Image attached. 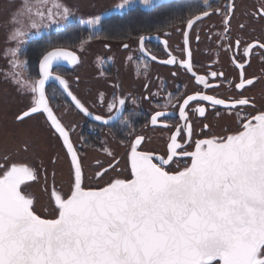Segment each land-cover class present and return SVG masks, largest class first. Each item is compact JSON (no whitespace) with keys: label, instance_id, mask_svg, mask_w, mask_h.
I'll list each match as a JSON object with an SVG mask.
<instances>
[{"label":"snow or ice","instance_id":"6c2138e0","mask_svg":"<svg viewBox=\"0 0 264 264\" xmlns=\"http://www.w3.org/2000/svg\"><path fill=\"white\" fill-rule=\"evenodd\" d=\"M134 3L135 0H120L115 8L124 10ZM140 3L150 9L161 6L155 0H140ZM204 3L210 7L208 0ZM22 7L27 13L26 28L14 27L9 36L18 44L8 53L13 69L27 64L19 59V44L32 30L39 32L66 23L74 15L59 0H22ZM215 11L222 12L220 8ZM233 14L234 4L230 0L222 13L225 33ZM209 15L210 11L203 10L189 18L187 28L191 29L196 21ZM252 15L264 19V4ZM101 22L99 15L81 20L91 27ZM10 23L18 24L15 14L10 15ZM183 35L184 51L189 59L179 61L180 66L192 74L198 85L205 89L212 87L205 76L193 71L188 32ZM218 35L226 38L224 34ZM145 40V36L139 37L142 53ZM240 45L241 41L237 40L236 47ZM256 47L264 49V43L248 44L243 55L248 57ZM151 59L157 57L153 55ZM61 61L77 63L78 58L71 51L55 48L40 59L39 79L26 80L20 72H13L12 82L19 85V91L33 94L30 107L17 116V120L44 113L51 128L62 139L70 157L71 193L63 198L54 190L55 218H41L34 210L33 198L21 189L22 185L37 180L36 169L27 163H11L6 167L9 158L3 157L5 163H0L3 170L0 174V264H264V111L243 116L240 130L232 134L195 140L193 151L178 153L182 145L177 138L182 132L187 142L193 143V128L186 111L190 102L207 101L213 108L222 106L229 114L238 106L241 109L249 105L255 107L247 97L226 101L201 92L189 95L179 105V119L184 123L170 137L167 158L137 151L144 137L136 136L129 156L131 178H114L102 187L85 189L81 160L69 131L49 106L46 82L57 81L84 116L103 125H109L115 117L93 115L69 90L62 76H53L52 69ZM162 63L171 65L177 60L171 57ZM235 66L240 69L235 88L243 90L253 85L256 78H246L245 63ZM223 75L216 71L210 73L213 79ZM100 98L103 101V94ZM171 100L169 94L163 107L167 108ZM124 105L125 100L118 99L108 105V111L122 112ZM193 111L205 117L204 107ZM169 115L167 111H156L150 123L156 126L161 118ZM123 123L132 126L127 117ZM162 126L168 127V124L165 122ZM203 127L207 129L209 125ZM104 151L113 155L107 148ZM177 156L190 157V164L179 171L166 170ZM97 164L102 169L95 174L98 180L104 178L109 168L114 169L112 164L108 168L99 161Z\"/></svg>","mask_w":264,"mask_h":264},{"label":"flooded vegetation","instance_id":"af4514ba","mask_svg":"<svg viewBox=\"0 0 264 264\" xmlns=\"http://www.w3.org/2000/svg\"><path fill=\"white\" fill-rule=\"evenodd\" d=\"M229 2L230 0H208L210 7H207L204 0H174L170 4L174 12L161 14L169 19L158 22L157 26L151 21L153 14L148 13L150 9L138 5L133 9H139L141 12L137 11L131 15L132 28L125 37L113 38L104 34L100 36L98 33L102 28L99 25V29L92 32V36L83 40V44L81 41L75 46H51L40 56L38 62L37 56L30 54L29 46L36 45L37 39L40 38L31 37L22 42L23 52L18 56L21 61H27L21 71L24 79H39V61L47 51L55 48L68 49L77 54L78 62L66 61V67L56 66L52 73L54 76H62L67 81L69 90L89 112L105 118L109 115L114 116L117 112L109 113L108 105L118 99L125 100L119 118L114 123L103 125L92 117L84 116L75 108L71 98L57 85L49 84L45 88L50 107L69 131L70 140L78 152L85 177L83 182L85 189L102 187L114 178H131L129 156L131 144L136 136L144 137L137 151L167 158L170 137L176 128L184 123L179 119V105L189 95L201 92L226 101L247 97L252 100L255 107L249 105L241 109L238 106L236 111L229 114L222 106L213 108L207 101L190 102L186 111L193 128V143L189 144L182 132L177 138L178 143L182 145L177 149L178 153L193 151L195 140L232 134L240 129L243 116L264 111V49L256 47L248 57L243 55V49L248 44L257 41L264 43V19L252 15L260 10L264 0H231L234 4V14L230 19L228 32L225 33L222 13ZM217 8L222 12L217 13L215 11ZM203 10L210 11V15L204 17L202 21H196L193 27L188 29L187 20ZM241 25L244 27L241 28ZM185 31L188 32V48L192 53L190 60L193 71L197 75L205 76L212 87L205 89L203 85H198L192 74L179 64V61L189 59L184 51ZM218 34H224L226 38L222 39ZM141 35L146 37L144 53L140 51ZM49 40L50 38H46V41ZM237 40L241 41L238 48ZM10 41L8 36L4 35L0 47V83L6 87L4 97L8 101L9 109L12 110L13 123L16 126L24 124V135L34 134L35 138H30L32 140L29 144L38 150L42 146L40 141L36 143L38 134L41 139V134L37 130L38 122L41 125L39 128L46 134L43 135L45 138L43 137L42 141L49 138L50 148H55V151L48 165L34 154L35 150L30 152V149L25 150V147L22 149L24 153L22 157L18 151L0 153V163H5L3 157L7 156L9 159L6 167L11 163H27L36 169L37 180L27 183L21 189L24 194L33 198L36 214L43 218H52L55 208L51 201V192L55 190L65 195L71 191L70 162L59 137L53 132L43 114L32 115L23 121L17 120V116L30 107L33 94L29 91H19V85L12 82L14 69L7 49L13 47L16 42ZM125 44L128 45L127 48L124 47ZM153 55L157 57L156 60L151 59ZM171 57H176L177 63L171 65L162 63ZM237 63H245L246 78H256L253 85L243 90L235 88V84L239 83L240 72L235 66ZM212 71L222 72L224 75L213 79L210 76ZM101 94L103 101L100 98ZM169 94L172 97L171 104L164 108ZM200 106L206 109L205 117H200L193 111ZM156 111H167L171 115L161 118V122L152 126L151 116ZM125 117L129 118L131 127L123 123ZM165 122L168 127L162 126ZM205 124L209 125L207 129L203 127ZM1 128L0 123V130ZM54 144L57 146H53ZM45 145H48L47 141ZM105 148L113 155H107ZM98 161L105 168L110 164L114 165V169L109 168L107 174L100 180L95 177L96 172L102 170L97 164ZM154 162L158 160L154 159ZM189 163L190 157L177 156L166 166V170L179 171ZM2 171L0 169V173ZM39 190L45 195L44 202L38 200Z\"/></svg>","mask_w":264,"mask_h":264},{"label":"rangeland","instance_id":"374dc122","mask_svg":"<svg viewBox=\"0 0 264 264\" xmlns=\"http://www.w3.org/2000/svg\"><path fill=\"white\" fill-rule=\"evenodd\" d=\"M174 2V0H155L156 3L162 4V3H170ZM59 2L65 6H67L71 11L73 12V16L70 17L69 21L66 23H62L60 25H52L49 29H41L39 32H36L35 30H32L27 37L24 38L30 39L31 37H37L41 38L42 35L49 34L51 32H55L61 29H64L67 25L71 23H78L82 25L83 28H86L91 34L93 31L98 30L99 26L97 27H91L87 24L81 23V20H87L89 18H92L94 16L99 15L101 18L108 17L112 14H123L138 5H140L143 8L150 9L147 6H144L140 3V0H135V3L132 7L126 8L124 10H117L115 8V5L120 3V0H59ZM19 10V13L17 12ZM35 10V8H34ZM152 10V9H150ZM15 14L17 17L18 24L12 25L10 23V15ZM27 25V13L25 9L22 7V0H0V47H2V43L4 40V35H7L8 38L10 36V30L17 26H24L26 28ZM24 40L22 42H24ZM16 42V41H14ZM22 42L19 44L20 48H23L24 43ZM11 43V41H10ZM18 46L17 42L13 47H10V49H7V51L16 48ZM21 51L20 53H22ZM19 55V54H18ZM21 56V55H20ZM23 70V68L17 67L14 69V72H20ZM10 75V72H9ZM5 90L6 87L2 83H0V123L2 125V128L0 130V153L5 154V151H18L19 156L22 157L24 153L23 148L25 145H27V148L30 149V152L34 151V147L29 144V141L35 138L34 134L32 135H24L23 129L24 124H21V126H16V124L13 123V114L11 113L12 110L9 109L7 100L4 97L5 96ZM12 116V117H11ZM41 125L37 122V130L41 134V139H39V134L37 135V140L42 143L41 149H38L37 145H35L38 150H35V155H37L42 161L48 165L51 156L53 155V152L55 151V148H50V139L46 138L45 141L43 137L45 138L46 135L44 131L42 130ZM19 128V130H18ZM34 140V139H33ZM47 141L48 145H45V142ZM40 144V143H39ZM44 145V146H43ZM46 146V147H45ZM53 146H57L54 144ZM58 149V148H57ZM56 149V150H57ZM59 152V151H58ZM64 178V176H63ZM40 194V195H39ZM38 200L40 202L45 201V195L40 190L37 192Z\"/></svg>","mask_w":264,"mask_h":264},{"label":"trees","instance_id":"16d2710c","mask_svg":"<svg viewBox=\"0 0 264 264\" xmlns=\"http://www.w3.org/2000/svg\"><path fill=\"white\" fill-rule=\"evenodd\" d=\"M171 3H162L160 7L148 11V13L153 14L151 21H153L154 26H157L156 24L158 22H164L169 19L167 16H161V14L167 15L174 12L172 5H170ZM137 11L141 12L139 9H131L121 15L112 14L101 19L102 29L98 34L100 36L104 34L105 36H111L113 38L125 37L132 28L131 15ZM144 20L146 21V19ZM144 20L143 22L145 23ZM63 31L43 35L42 38L37 39L36 45L29 46V52L31 55L37 56V62L40 56L51 46H75L84 39L92 36L86 28H83L82 25L77 23L67 25ZM46 38H50V42L46 41Z\"/></svg>","mask_w":264,"mask_h":264},{"label":"water","instance_id":"95a60500","mask_svg":"<svg viewBox=\"0 0 264 264\" xmlns=\"http://www.w3.org/2000/svg\"><path fill=\"white\" fill-rule=\"evenodd\" d=\"M52 50H54V49H52ZM65 50H67V51H71V50H68V49H65ZM49 51H51V50H49ZM48 52V51H47ZM71 52H73V51H71ZM76 56H77V54L75 53V52H73ZM46 54V53H45ZM42 58V57H41ZM66 61H61L60 63H59V65L58 66H65L66 67V63H65ZM54 67H56V66H54ZM38 73H39V65H38ZM54 76V75H53ZM49 84H55V85H57L59 88H61L60 86H59V84H58V82L57 81H55L54 79H50V80H48L47 82H46V85H45V88L49 85ZM50 106V105H49ZM54 113V112H53ZM36 114H40V113H36ZM41 114H43V116L45 117V119H46V121H47V123L49 124V126H50V122H48V120H47V116H46V114H44V113H41ZM33 115H35V114H33ZM54 115H55V113H54ZM56 116V115H55ZM119 116H120V112L119 113H117V114H115L114 115V119L111 121V123H114L118 118H119ZM27 118V117H26ZM110 123V124H111ZM51 127V126H50ZM52 129V128H51ZM53 130V132L55 133V131H54V129H52ZM240 130V129H239ZM58 137H59V134L58 133H55ZM59 139H60V141H61V144H62V147H63V141H62V139L59 137ZM63 149H64V151H65V153H66V149L63 147ZM67 155V154H66ZM68 157V156H67ZM68 159H69V162H70V157H68ZM190 162H191V158H190ZM190 164V163H189ZM10 166V165H9ZM130 170H131V162H130ZM3 172V171H2ZM2 172L0 173V174H2ZM31 182V181H30ZM29 183V182H28ZM25 185H22L21 186V188L22 187H24ZM58 193V192H57ZM70 193H71V191L69 192V193H67V194H65V195H62V194H60V193H58L59 195H61L63 198H67V196L68 195H70ZM51 201H52V203H53V206H54V208H55V201H54V199H53V197H52V192H51ZM55 215H56V212H55V214H54V216L52 217V218H55ZM41 218H43V217H41Z\"/></svg>","mask_w":264,"mask_h":264}]
</instances>
